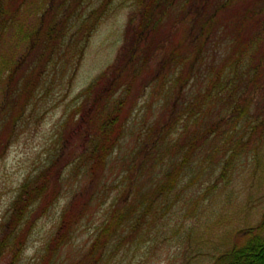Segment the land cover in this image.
I'll use <instances>...</instances> for the list:
<instances>
[{
    "label": "rangeland",
    "instance_id": "rangeland-1",
    "mask_svg": "<svg viewBox=\"0 0 264 264\" xmlns=\"http://www.w3.org/2000/svg\"><path fill=\"white\" fill-rule=\"evenodd\" d=\"M43 1H24L18 12L24 31L37 25L35 8L41 9ZM63 1L53 0L51 13L72 14L75 19L91 10L100 15L92 31L84 27L88 37L63 45L67 48L64 56L55 53L47 59L40 46L32 53L25 49L24 34L32 28L20 36L10 30L4 36L8 43L0 44L2 59L23 58L18 72L24 70L32 79L12 135L2 138L0 148V264H212L231 243L242 242V232L257 226L264 214V61L258 72L259 86L249 88L243 95L246 101L239 105L243 118L236 117L231 102V110L221 113L224 126H216L217 132L210 131L208 138L197 141L176 186L155 197L151 211L143 214L145 221L135 226L127 223L95 245L110 207L122 206L133 184L153 193L165 170L189 148L193 132H202L220 106L184 118V104L196 95L204 96L207 82L202 79L196 88L173 90L177 74L185 70L163 47L134 81L126 101L129 107L121 114L126 117L124 136L107 166L90 171L82 164L88 135L84 124H76L78 106L88 105L83 90L100 74L111 73L127 40L128 21L142 0H111L100 9L102 0H66L68 5H62ZM254 4L264 7V0L235 2L221 14L219 23L236 18ZM175 23L164 20L158 33L171 31L181 41L187 31L184 24ZM255 31L254 23H245L240 40L247 41ZM217 36L201 49L203 60L196 65L201 77L214 76L216 66L233 53L220 40V32ZM189 49L182 46V57L188 56ZM152 74L155 79L150 82ZM5 98L2 80L0 107ZM177 110L181 115L174 121ZM162 131V145H158ZM223 166L225 177L221 176ZM34 181L44 184L46 194L21 223H14L12 203L23 184Z\"/></svg>",
    "mask_w": 264,
    "mask_h": 264
},
{
    "label": "trees",
    "instance_id": "trees-1",
    "mask_svg": "<svg viewBox=\"0 0 264 264\" xmlns=\"http://www.w3.org/2000/svg\"><path fill=\"white\" fill-rule=\"evenodd\" d=\"M24 1L27 0H0V44L8 43V39L4 36L10 30H14V34L20 36L32 28L24 34V40L27 42L25 49H29L32 53L37 46H40L42 53L46 52L47 59H52L55 53L60 57L64 56L67 48L63 45L70 39L88 37L90 33L85 32L84 27H88L85 30L92 31L100 17L96 10L84 14L86 17L77 16L76 19L72 14L58 17L57 13H51L50 10L53 0H45L41 9L35 8L36 19L38 17L37 25L24 31L23 25L19 24L20 15L18 14L25 5ZM64 1L62 5L65 3L68 5L69 1ZM110 2L111 0H102L98 5L99 9L106 7ZM235 2H241V0H142L141 8L128 21L127 40L111 73L100 74L83 90L88 105L84 102L78 106L79 116L76 124L85 125L88 138L82 164L93 172L107 166L119 140L124 136L126 117L121 114L128 106L126 101L132 94L134 81L141 77L145 67L149 66L148 63L161 48L165 47L171 55V60L180 61L185 70L177 74L173 90L196 88L198 84H201L202 79L207 82L208 91L204 96L196 95L184 104L187 110L184 114L185 119L192 112L199 115L204 109L211 111L213 106H220L215 119L202 132H193L188 140L189 148L180 152V159L173 161L165 170L163 180L157 183L153 193L141 191L133 184L128 188L130 191L128 200L124 201L120 207L114 205L110 207L95 245L102 238H109L112 233L126 226L127 223L134 222V226L139 224L140 220L145 218L143 214L151 211L155 197L166 195L174 189L184 168L189 164L188 159L197 141L208 138L210 131H216V126H224L225 110H231V102L236 109V117L243 118L244 111L239 105L246 101L243 95L249 88L259 86L258 72L264 61V7L262 4H254L239 13L236 18H230L223 24L219 23L221 14L230 9ZM166 19H173L176 21L175 25L184 24L187 33L181 41H177L171 31L166 35L158 33L162 27L160 25ZM247 22L254 23L256 31L244 42L240 40V29ZM71 28H75L73 33L68 32ZM229 28L231 33L228 32ZM219 32L220 40L222 42L225 40L226 49L233 48V53H230L231 58H225L216 66L214 76L201 77L197 74L196 67L200 59L203 60L201 49L205 44H212L219 37L217 36ZM184 45L190 46V49L187 51L188 56L182 57ZM11 57V60L2 59L0 54V82L3 80L6 97L5 104L0 107V148L3 144L2 138H5L7 134L9 137L12 135V126L19 118L20 110L24 108V97L27 91H30L32 83L31 76L27 75L26 71L18 72L24 64L23 58ZM190 58L191 61L186 63ZM255 60L258 62L253 64L251 61ZM250 72L255 75L254 78L250 77ZM154 79L152 74L150 82ZM84 107L87 108L86 112ZM223 111L224 114H221ZM180 115V110H177L172 119L176 121ZM163 137L162 131L156 144H161ZM156 147L158 149V146ZM230 162L231 155L227 158V168ZM226 167H222V177H225ZM45 194L43 183L38 185L34 181L23 184L11 206L12 221L21 223L28 216L27 213L31 207L37 204ZM242 238V242L231 243L230 248L216 256L212 264H264V214L257 226L242 232Z\"/></svg>",
    "mask_w": 264,
    "mask_h": 264
}]
</instances>
